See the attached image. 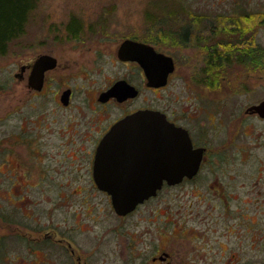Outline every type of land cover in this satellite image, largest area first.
<instances>
[{
    "label": "flooded vegetation",
    "instance_id": "af4514ba",
    "mask_svg": "<svg viewBox=\"0 0 264 264\" xmlns=\"http://www.w3.org/2000/svg\"><path fill=\"white\" fill-rule=\"evenodd\" d=\"M104 15L107 16L106 12ZM156 20H149V31L153 34L155 30H150V26L158 25ZM175 20H163L162 36L177 37L179 46H189L188 42L181 41L197 21L192 18L190 23L172 24ZM111 25L112 18L108 17L85 23L84 19L69 15L63 24L65 33L48 38H52L50 42L57 37L60 41L63 38L74 42L72 47L58 49L54 45L53 48H43L19 62L20 71L16 76L32 98L29 103L32 111L37 113L40 107L45 106L39 119L46 117L54 122L56 113L61 115L66 111V125L60 126L59 130V145L68 152L65 157L71 161L69 164L75 171V177L68 180L73 184L92 186L106 195L111 203L110 195L98 188L94 176L97 147L118 121L138 112L157 111L167 121L186 130L199 164L192 176L183 175L173 184L163 181L161 188L176 187L181 202L179 208H186L176 210L180 219L175 222L174 228L177 230L174 234H179V243H175L176 239L171 241L165 238L162 247H157L150 254L147 264H264V205L260 203L264 202V173L259 175L264 170V159L259 160V174L255 181H252L253 178L248 180L249 173L246 171L250 157H255L259 147L264 148V132L257 130L258 124L264 123V116L251 108L264 101V69H259L257 81L231 83L227 81V75H223L215 82L214 77H205L202 71L206 64L214 63L224 53L200 50L205 59L200 72L195 71V77L188 76L187 79L191 81H186L180 72L181 83L174 80L173 73L181 66L176 63L175 56L170 55L174 68L165 84L151 85L142 65L134 59L121 58L118 48L123 40L133 39L151 44L161 51L155 43L157 37L140 38L130 33L116 37L114 51L108 50L107 42L113 40L114 36L109 33ZM186 53L197 52L186 50ZM42 55L49 58L46 62L49 66L43 70L42 82L36 81L38 72H35L32 83V71ZM106 64L115 70H104ZM227 68H230L229 65ZM113 87H117L118 92L106 94ZM148 91L158 93L153 96V100L158 101H153ZM46 93L48 97H36ZM133 131L142 130L138 126ZM53 134L54 130L50 129L49 136ZM6 139L5 136L0 138V174L5 172L2 168L6 169L9 162H3L8 152ZM18 143L19 140L15 139L14 144ZM138 144L133 148H144L140 146V141ZM135 158H143V155ZM19 176L22 178V174L17 173L14 179L17 181ZM48 176L49 173H41L40 179H50L47 185H53V173L52 177ZM2 181L0 177V192H5ZM30 188L25 193L31 194ZM25 193L18 196L23 197ZM27 201L30 199L27 198ZM186 218L193 220L192 227L187 225ZM42 236L51 239L55 232L46 231ZM39 238L40 234L35 237L36 240ZM60 239L64 242L65 238L57 240ZM167 242H171V246ZM64 247L80 263L82 257L77 249L71 247L70 243L64 244Z\"/></svg>",
    "mask_w": 264,
    "mask_h": 264
},
{
    "label": "rangeland",
    "instance_id": "374dc122",
    "mask_svg": "<svg viewBox=\"0 0 264 264\" xmlns=\"http://www.w3.org/2000/svg\"><path fill=\"white\" fill-rule=\"evenodd\" d=\"M72 14L84 19L85 23L100 17L112 18L109 33L114 36L106 45L112 51L116 37L131 33L140 38L153 39L157 27L162 30L165 19H176L172 24L180 25L185 21L192 22V18H201L209 25L213 23L209 19L218 20L223 15L227 16L226 25L230 28L238 23L248 28L249 33L241 38L243 43L245 38H253V45L263 46L264 0H39L26 23L25 34L11 41L6 52L0 54V138H7L8 152L3 162L9 161L6 169L2 168L5 172L0 174L4 180L2 185L6 187L5 192H0V264H84L85 259L86 264H147L150 254L157 247H162L165 238L176 239L175 243H179V234H174L177 230L175 222L180 219L176 210L186 207L179 208L181 202L176 187L160 188L156 195L139 203L132 213L122 216L115 213L106 195L92 186L70 183L68 179L75 177V171L69 164L71 161L65 157L68 152L59 145V130L60 126L66 125V111L61 115L56 113L54 122L46 117L39 119L45 106L40 107L37 113L32 111L29 104L32 98L16 76L23 57H30L31 53L53 48L54 45L58 49L74 45V42L63 38L60 41L57 37L53 42H50L52 38H48L63 35V24ZM150 19H157L159 23L150 26L155 30L154 34L149 31ZM194 24L191 28L197 32L202 23ZM207 27L201 32L208 35ZM210 33L214 37L213 32ZM230 33L228 40L238 46H246L237 40L240 37ZM222 37L220 34V39ZM207 38L210 39V35ZM157 39L156 46L162 52L174 55L176 63L181 66L173 73L178 84L181 83L179 72L186 77V81H191L188 76L195 77V71L200 72L205 56L200 52L203 48L198 39H192L189 46L171 42L174 37L170 35L163 41ZM186 50L197 53H186ZM236 51L241 52L240 49ZM260 56L257 54V57ZM183 57L187 60L183 61ZM103 69L115 70L109 64ZM259 74V68L254 64L249 63L245 67L234 63L228 70L227 81H257ZM262 76L264 81V70ZM44 89L47 90L46 87ZM148 93L152 100L154 94H158L153 91ZM48 95L36 97L43 99ZM38 119L39 125L36 123ZM50 129L54 130L51 136ZM259 129L264 132V123L258 124ZM15 139L19 140L18 145L14 144ZM251 139L254 140V137ZM260 159H264L262 147L256 150L255 157L253 155L247 161L248 180L253 178L252 181H255ZM17 173L22 174V178L19 176L16 181L14 177ZM41 173H49L48 177H52L53 173L54 184L47 185L50 179H40ZM263 173L264 170L259 175ZM27 188H30L31 194L25 193ZM19 193L25 194L19 197ZM260 203L264 205V202ZM186 223L189 227L194 225L190 218H186ZM262 225L264 227V217ZM51 230L55 232V239L43 238V233ZM39 234L40 238L36 240ZM60 237L65 238V243L63 239L57 240ZM68 243L80 253V263L65 250L64 244ZM167 244L171 246V242Z\"/></svg>",
    "mask_w": 264,
    "mask_h": 264
},
{
    "label": "water",
    "instance_id": "95a60500",
    "mask_svg": "<svg viewBox=\"0 0 264 264\" xmlns=\"http://www.w3.org/2000/svg\"><path fill=\"white\" fill-rule=\"evenodd\" d=\"M118 53L123 59H134L144 68L149 84L163 85L174 68L170 55L157 51L151 44L125 39ZM47 56L39 57L31 74L34 82H42V73L49 64ZM117 93L113 87L106 94ZM264 116V101L251 106ZM140 126L144 132H134ZM150 131V132H149ZM144 146L142 149L133 147ZM143 155V158H135ZM181 163V164H180ZM190 138L181 127L157 111L138 112L115 123L101 139L95 154L94 176L98 188L111 198L115 212L124 215L139 203L157 194L164 180L177 182L183 175L192 176L198 168Z\"/></svg>",
    "mask_w": 264,
    "mask_h": 264
},
{
    "label": "trees",
    "instance_id": "16d2710c",
    "mask_svg": "<svg viewBox=\"0 0 264 264\" xmlns=\"http://www.w3.org/2000/svg\"><path fill=\"white\" fill-rule=\"evenodd\" d=\"M39 0H0V54H4L7 49V45L18 39L20 36L25 34L26 32V23L29 20V16L32 10L36 7V4ZM227 16L223 15L218 18V20H213V23H209V25L201 18H194L197 21V25L202 23L200 26V30L194 32V28H191L186 32V36H184V40L181 43L188 44L192 39H198L202 44V48L204 51L210 53H224L221 54L222 57L216 58L217 60L212 64H206L204 71H202V75L205 77L212 76L214 77V81H218L220 76L227 75L229 67L238 63L246 67V64H254L259 69H264V45H253V38L241 40L245 34L249 33L248 28L238 23L237 25H232V29L226 25ZM152 20V19H150ZM221 25V27H220ZM208 26V27H207ZM209 28L208 35L207 33H203L205 29ZM215 29H217L215 31ZM152 30V28H151ZM230 35L240 37L242 44H246V46H238L234 41L228 40L227 36ZM153 31V30H152ZM210 31L213 32V36L211 37ZM220 34L223 37L220 39ZM210 35V39L207 38ZM161 40H166L167 36H162V30H158L157 36ZM208 40V41H207ZM215 42H212V41ZM171 42L175 44H180L178 38L171 40ZM212 42V43H211ZM226 44H223V43ZM241 47V48H240ZM240 49V51H236ZM257 54H260V57H257ZM252 60V61H250ZM258 60V61H257ZM254 67V66H253ZM223 73V74H222Z\"/></svg>",
    "mask_w": 264,
    "mask_h": 264
},
{
    "label": "bare ground",
    "instance_id": "6f19581e",
    "mask_svg": "<svg viewBox=\"0 0 264 264\" xmlns=\"http://www.w3.org/2000/svg\"><path fill=\"white\" fill-rule=\"evenodd\" d=\"M223 74V73H222Z\"/></svg>",
    "mask_w": 264,
    "mask_h": 264
}]
</instances>
